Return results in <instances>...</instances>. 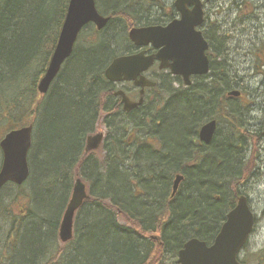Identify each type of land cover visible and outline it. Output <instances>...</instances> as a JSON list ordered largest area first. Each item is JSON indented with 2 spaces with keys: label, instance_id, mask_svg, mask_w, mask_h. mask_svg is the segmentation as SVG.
<instances>
[{
  "label": "trees",
  "instance_id": "1",
  "mask_svg": "<svg viewBox=\"0 0 264 264\" xmlns=\"http://www.w3.org/2000/svg\"><path fill=\"white\" fill-rule=\"evenodd\" d=\"M143 1L149 4L150 9L154 7L174 10L173 5L165 4L166 0ZM68 5L69 0H0L2 134L27 126L43 108L44 100H37L36 84L40 75L38 72L50 62ZM109 10L105 12L114 19L104 32L110 29L117 17L124 12L121 8ZM149 18L151 17H147L146 21ZM136 23L138 22L134 21L130 27ZM102 32L95 30L97 37H93V41L89 43L90 46L100 47L101 50H89L83 58L77 53L73 56L69 68L61 78L64 84L61 83L49 104L52 113H56H53L52 118L60 122L69 121V128L47 141L45 146L38 147V153L43 149L42 152L47 153L46 157L50 162L59 161L60 164H65L63 169L66 173L62 177L68 188H71L70 182L74 174L73 162L77 159L75 153L79 146L78 135L88 128L91 117L95 114L96 97L104 99L107 94H111V91H107L108 82L104 72L112 59L119 55L118 46L128 42V37L121 35H113L114 38L109 41L110 35H101ZM208 33L211 35L213 32ZM215 35L217 36L216 32ZM208 40L211 49L216 51L215 54L211 53L215 60H212L213 67L208 76L209 86L204 89L199 87L198 90L194 87L187 89L185 93L182 92L170 102L168 113L165 115L166 124L160 123L163 127L165 125L164 130L167 131L163 133L165 143L174 148L176 153L173 158L163 159L165 161H152V167H156L160 176L150 182L147 189L149 195L159 201L160 205L172 173L169 169L177 167L178 172L181 171L180 160L189 155L187 139L201 122L203 115H207L209 119L215 115L221 124L234 127V135H241L244 121L243 118L236 117L237 109L242 105V108L251 110L253 106L251 103L244 104L241 99H236L237 105L229 104L226 92L239 85L226 76L231 67L222 50L223 43L215 36H210ZM218 59L223 62L220 72H224L225 77L216 75L219 69L214 63ZM256 59V74L264 75V51L257 54ZM20 83L22 85L13 97L5 95L7 88ZM97 103L101 101L97 100ZM113 130L117 135L114 136L113 160L108 161L111 166L105 173L99 171L95 174L93 185L99 183L101 191H95L96 188L91 186L90 192L94 199L80 210V228L77 227L73 245L63 244L59 238L61 214L55 218L46 208L42 209L41 213L29 204L21 213L15 214L10 206L4 205L8 186L5 188L0 201V264H168V250H173L176 255L186 240L196 237L210 242L215 238L239 196L245 195L242 190L228 195L229 189L224 185L232 183L227 173H238L241 166H246V149L239 151L231 142L220 139V132L209 145L211 153L213 152L211 157H194L188 162L192 168H188L185 173L187 186L171 205L172 221L165 227L162 234L164 245L159 247L145 241L139 234L142 224L144 229H147L152 223L148 220L155 211V208L147 204L142 207L139 185L136 180L131 179V174H135L136 169L127 164L130 158L141 162V142L137 147L132 146L128 138L125 140L124 131L119 133L116 127ZM243 142L244 139H241V143ZM119 153L124 156L120 157ZM83 175L88 176L86 171H83ZM244 175L249 173L242 170V177ZM10 186L11 189L22 188L13 184ZM185 190H188V196L185 195ZM13 197V200L19 198L14 193ZM66 202L65 199L64 207ZM161 215L165 216V211ZM69 246L72 248L69 249ZM243 262L251 264L245 260Z\"/></svg>",
  "mask_w": 264,
  "mask_h": 264
},
{
  "label": "water",
  "instance_id": "2",
  "mask_svg": "<svg viewBox=\"0 0 264 264\" xmlns=\"http://www.w3.org/2000/svg\"><path fill=\"white\" fill-rule=\"evenodd\" d=\"M209 1V0H206ZM175 8L180 19L166 27L151 26L133 28L129 32L130 40L138 47L151 44L159 53L153 57L144 54L117 58L106 70L105 76L110 82L137 80L141 72L147 71L155 61L161 63L162 69H170L172 74L182 76L186 85H190L192 76H205L210 72V61L207 57L209 44L199 28L204 23V8L201 0H176ZM192 6V9H189ZM109 23L108 18L100 15L95 0H70L66 18L59 40L50 62L45 78L41 81L39 91L46 94L60 72L63 62L71 55L80 33L90 24L101 31ZM138 85H154L141 78ZM123 97L126 107H136L130 103L123 92L115 93ZM239 97V92L230 94ZM217 123L213 122L203 128L201 137L210 143ZM33 126L23 127L8 133L0 143L3 152V165L0 170V193L9 183L23 185L29 176L28 152L32 144ZM102 135L88 140V150L99 146ZM178 176V180H181ZM177 180V181H178ZM177 182L174 191L177 192ZM90 197L85 186L78 180L75 184L71 201L63 215L59 228L62 243L73 238L74 217L85 200ZM255 217L245 196L239 199L234 210L221 228L212 245L197 238L186 243L179 253V264H242L239 254L254 230Z\"/></svg>",
  "mask_w": 264,
  "mask_h": 264
},
{
  "label": "bare ground",
  "instance_id": "3",
  "mask_svg": "<svg viewBox=\"0 0 264 264\" xmlns=\"http://www.w3.org/2000/svg\"><path fill=\"white\" fill-rule=\"evenodd\" d=\"M242 1L245 3L244 0H242ZM69 3H70V0H69ZM141 3H143V0H124V1L119 2V4L115 8H117V9L121 8L122 10H124V12L122 13L121 16L117 17L118 18L117 19L118 25L117 24L113 25L112 30H113L114 35H116V36L121 35L123 37L128 35V32L131 28L130 27L131 23H134V21L136 22V21L140 20V11L138 13L136 6L141 5ZM111 9H114V8H111ZM100 15L104 18L109 19V23L107 24V26H109L110 22H112V20L114 19L112 16H109L108 13L105 11H101ZM204 15H205V11H204ZM136 17H138V18L136 19ZM257 37L258 36H255V38H257ZM113 38H114V36L110 35L109 41H110V39H113ZM58 40H59V38H58ZM259 40H262V39H259ZM57 43H58V41H57ZM77 43H78V40L75 43V46H74V49H73L71 55L63 62L62 66L60 68L59 74L57 75L55 80L52 82V84H51V86H50V88L46 94H42L39 91V86H40L41 81L45 78V76L47 74V71L50 67V62H51V59L53 57L55 50L51 56L50 62L46 66V68H44L41 72H38V73H40V75L37 78V84H36V89L38 91V93H37L38 99L37 100L38 101L44 100L43 106L44 105L46 106V104L49 106V104L52 102L53 97L55 95V92L57 91L58 88L61 87V85H62L61 83L64 82L61 78L65 74L66 70L69 68V64H70L71 60L73 59V56L76 55V53L80 54ZM56 46H57V44H56ZM55 49H56V47H55ZM119 57H121L120 54L117 57H115L114 59H112V61L108 65V67ZM107 68H106V70H107ZM106 70H105V72H106ZM105 72H104V76H105ZM105 79L107 82H110L106 78V76H105ZM40 95H41V97H40ZM45 96H48V97L46 99H44L43 97H45ZM97 100H99V102L101 101V103H97ZM142 102H143V98L141 99L140 103H136V104H133L132 102H130V103L133 105H137L136 107H138ZM104 105H105V100L99 96L96 97V99H95L96 111H95V114L93 115V117H95L99 113L100 116L97 118V120L99 121L102 119V117H104L103 119H105L106 116H112V125H113L112 127H116V129L120 131L119 133H121V131H124L125 136H126V138H125L126 141H127V138L129 140V138H130L129 135L134 136V139H133L134 141H133V143H131V145L137 147L138 146L137 144L139 142H141V133H140L141 132V116L127 115L124 112H121L120 110H118V108H116V107H114L111 111L104 113L103 112ZM124 105H125V108H127L126 104H124ZM136 107L134 106V108H136ZM228 109L230 110V108H228ZM43 110L44 109L42 108L41 112ZM168 110H166L165 111L166 113L164 112L165 114L163 113L164 115L162 114L161 117L158 119L160 121V123L161 122L165 123V121H166L165 118H167L165 115H167ZM103 115H105V116H103ZM93 117H91V120H90L91 122L89 123L88 128L84 129L78 135V138H77L78 143H79L78 148L79 147L81 148V155L78 156V158L73 162L74 174H73V179L70 182L71 188H68L66 186V183L64 182L62 175L60 178L61 181L57 182L55 184L57 186L58 190L60 187H61V189L66 190V194L64 195V193H62L61 196L65 197V199L67 200L68 203L72 199L74 187H75V184L78 180H80L81 183L85 186L86 192L90 197L88 200H85L84 203L82 204V206L77 210L75 217H74L73 238L70 241L63 243L66 245L72 244L75 242L74 239H75L76 230L78 227V216H79L81 208L87 202H90L94 199V197L91 196L90 189H92V187H94V188H96L95 191H101V188H100L101 186L99 185V183L96 185L95 184L93 185V181H95V179H94L95 174L99 171L102 173H105L110 168L111 165L109 166V164H110L109 162L113 158V154H114V136L117 135V133L113 132L112 138H108V139L105 138L104 133L100 132L102 129L105 130L104 129L105 128L104 122H102L101 124L98 122L97 130H99V133L93 134V131L96 129V127H95L96 124H95L94 120L92 119ZM236 117L243 118V112L238 111V113L236 114ZM252 120H253V117L251 118V115L246 117V120L243 118L244 124L242 125L241 130H240L241 135L240 134L234 135L232 133L233 129H234L233 126H227L223 130H221V133H220V139L222 138L226 141L231 142L232 144H234V146L236 147L237 150L242 151L243 148L246 149V159H245L246 162L244 163V164H246V166H244V167L241 166L240 172H238V173L234 172V171H230L229 173H227V176H229V179L232 182L230 184L224 185L225 188L229 189L228 195L235 192V191H238V190L248 191L249 187L251 185L255 186L257 183L261 182V181L255 182V180H254L250 183V178H252V175H250V174H252L254 172V170L258 168V164H259L257 162V159L253 156V154L251 152H249V148L252 145L251 142L254 141L253 140L254 134L249 129V124H250V122H252ZM213 122L219 123V121L216 119L215 115H214V117H212V119H209V117L207 115L206 116L203 115L201 122H199V124L194 128L193 133L187 139V141H188L187 149H189L188 150L189 155H188V157L185 156V158H183V159L181 158L182 160H180L181 161L180 164H181L182 168H181V171L179 170L180 172H178L177 167H175V169H177V170L169 169L172 171V173L169 176L170 177L168 180L169 183H167V185H166L167 187L165 188L166 194L161 199V205L159 204V201L157 202L153 196L149 195L148 189H147L150 185V182L155 181L156 178H159V176H160L159 171L157 169H155L156 167H152V161L155 160V161L160 162V160L165 161L163 159H166L167 157H170V158H173V156L175 157V155H176L175 149L172 147L170 148L167 145V143H165V141H163L162 147L160 148L161 149L160 155H155V156L146 157V158L144 157L143 159H141V162H139L138 160H135L133 158L128 159L127 164H129L130 167L132 165L133 166L132 169H136V173L131 174L132 175L131 179H132V181L136 180V183L139 185L138 186L140 189L139 196L141 198V202L144 205V206L142 205V207H146V204H147L148 206L155 208V211L153 209V211H154L153 216L150 217L148 220L152 223L149 225V227L147 229H144L145 227L141 223L142 224L141 225V233H139V234H141V236H144V235L154 236L159 242L158 243L159 247H162L164 245L162 234H163L165 227L172 221V217H171L172 216V211H171L172 207H171V205L175 201V199L178 197L180 192H182V193L184 192V188H186V186H187V182H186L187 177H186L185 173L187 170L192 168L191 166L188 165V162H191L192 161L191 159H193L194 157L199 158L202 156V158H209L213 155V152L211 153L210 146L206 145L205 144L206 142H204V140H202V137H201L203 128L206 127L207 125H209L210 123H213ZM119 128H121L122 130H120ZM164 129H165V125H164V127L160 126L159 131H161L160 135L162 137H164L163 133L167 132ZM34 131H35V129L33 127L32 144H31V148L28 152V160H30V162H29V171L30 172H29L28 180L26 181V183L28 181L30 182L32 179V173H33V168L31 165L32 164L31 163L32 154L35 155V152H38V147H37L38 143L35 142ZM137 132H139V133H137ZM98 135H102V139H101L99 146L95 149L88 150L89 138L95 137ZM198 137H199V139H198ZM86 138H87V141H86V145H85L84 140H86ZM241 138H245L243 143L240 142ZM237 139H239V140H237ZM246 140H248V141H246ZM212 141L213 140H211V142ZM207 144H209V143H207ZM263 146H264V143H263ZM247 153H248V155H247ZM119 155H120V157L124 156V155H122V153H119ZM60 165H61V168L63 170L64 165L63 164H60ZM242 170H244V172L247 171V173H249V175H244L242 177ZM83 171H86V173L88 174L89 177L88 176L84 177ZM209 175H210V173H209ZM178 176H181L182 179L178 180ZM159 181H161V180L159 179ZM248 181H249V184H248ZM176 182L178 185L177 192L174 191V186H175ZM24 185H22L21 187H23ZM27 185L28 184H26L25 186H27ZM172 187H173V189H172ZM179 187H180V191H179ZM4 190L5 189H2V191L0 193V201H1L2 194L4 193ZM185 195L186 196L189 195L188 190H185ZM23 196H24V199L28 200V204L31 205L32 208H35L37 210V212H40V210H38L34 206V204L31 202V200L29 199L30 197L28 198L27 195H25V194ZM67 202H66L67 205H65L66 208L68 206ZM66 208H65V210H66ZM163 211H165V214H166L165 216L161 215V213ZM61 220H62V218H61ZM127 228L129 229L130 227L128 226ZM81 229H83V228H81ZM132 232L136 233L134 230H132ZM136 234L138 235V233H136ZM194 238H196V237H192L191 239H194ZM191 239L186 240L179 247L176 255L173 254V250H171V251L168 250V252L166 254L167 255L166 261L168 262V264H172L174 262L179 264V262H178L179 261V253L184 248L186 243L189 242ZM215 239L216 238H214L211 241L212 242L211 244L214 243Z\"/></svg>",
  "mask_w": 264,
  "mask_h": 264
},
{
  "label": "flooded vegetation",
  "instance_id": "4",
  "mask_svg": "<svg viewBox=\"0 0 264 264\" xmlns=\"http://www.w3.org/2000/svg\"><path fill=\"white\" fill-rule=\"evenodd\" d=\"M245 3L242 0H202L203 2V8L205 11V15H204V23L203 25L199 28V30L202 32L204 38L206 39V41L209 44V40L208 38H210V36H215L218 37L219 40L221 41V43H223V48L222 50L225 52V55L228 58V64L230 67L231 64L230 62H233V57L236 56L237 54V50L235 47L232 48V43H234V41L237 40H241L244 33H246V29H243V24L251 19L252 17H255V22H259L260 26H264L262 23V20L259 19V15H256L257 13L260 14V11L264 10V0H244ZM217 2H219V7L218 10L219 12H215L212 13L211 8L214 4H216ZM165 4H167V0L165 1ZM175 0L173 2V9H165V8H159L157 9V12H153V9H149L147 11L146 14H144V18L146 20L147 17H151L149 18L145 23H141V12H140V20L137 21L138 24L136 23L135 26L131 27V29L138 27V28H142V27H151V26H162V27H166L167 25H169L171 22L180 19V14L179 12L176 10L175 8ZM252 5L254 8H252V12H250V6ZM225 6V7H223ZM223 8V9H222ZM189 9H192V6H189ZM258 10V11H257ZM237 11L240 15L237 16L238 20L240 23H236L235 21L229 23V24H221L218 20H219V16H223L224 14H233V12ZM249 11L250 13H252L250 15V17H246V12ZM255 11V12H254ZM217 16V20L213 21L211 19V16ZM254 26H258L257 24H255ZM108 27V26H107ZM224 27L227 28V30H230V28H232V31H235L236 36H231L229 33H224V34H220L221 31L224 30ZM257 28V27H256ZM129 30V31H130ZM208 32H213L211 33V35ZM215 32L217 34V36L215 35ZM257 30H255L254 38L253 41L256 43H260V46L263 44L262 41L264 40H259V36L257 34ZM255 36H258L257 38H255ZM238 42V41H237ZM126 47L129 46L128 49H126L122 54H120V56H133V55H138V54H144V56L146 57H153L155 55H157L159 53V49L154 48L151 44L147 45V46H141L138 47L136 46L134 43H132L131 41L128 40V43H126L125 45ZM256 51V50H255ZM264 51V48L262 49H258L256 52H260L262 53ZM212 54H215L216 51L214 49H211L210 44H209V51L207 52V56L209 57V60L211 62V66H210V70L213 67V62L212 60H215V58L213 56H211ZM212 58V59H211ZM231 59V60H230ZM222 61L221 60H217L216 63H214L217 66V69H219V71L216 73L217 76H223L225 77L224 72H220V68H222ZM211 74V72H209L207 75L205 76H192L190 78L191 84L190 85H186L185 80L182 76L179 75H174L172 74V72L170 71V69H162L161 68V63L158 61H155V63L145 72H141L138 76H137V80H130V81H126L123 80L122 82H108V84H106L108 86L107 91L110 92L111 94H107V96L104 98L105 100V105L103 108V112L107 113L109 111H111L114 107L118 108V110H120L121 112H124L127 115L130 116H141V159H143L144 157H151V156H155V155H160L161 154V147L163 144L164 137H162L161 131L160 130V121L158 120L161 115L168 109L170 102L174 99H176L179 95L182 94V92H186L187 89H192L194 87H196V90H198L199 87H201L202 89L206 88L209 86V75ZM228 76V75H226ZM141 78H144L146 80H148L149 82L153 83L154 85H146L145 87H141V85H138L139 81H141ZM118 92H123L126 97L129 99L130 102H132L133 104L136 103H140L141 99L143 98V102L136 108H132V107H128L125 108V105L123 104V97L122 96H117L115 93ZM231 89L226 92V97L228 98V100L230 101L231 99H237V97H233L230 96L231 93ZM239 99H241L243 101V95H241L239 97ZM240 105V104H239ZM234 106V105H233ZM256 108V107H255ZM255 108H252L250 111H254ZM242 110V105H240V107L237 109L238 111ZM100 116V114L98 113L95 117H93L92 119L95 122V127L96 129L93 131V134H97L99 133V130H97V126H98V122L101 124L102 122H104L105 125V130H101L100 132L104 133L105 138H112L113 137V132H114V127H112V116H106L105 119H103L104 117H102L101 120H97V118ZM105 116V115H103ZM223 124H221L220 122H217V127H216V131L214 134L213 139L215 138V136L218 135V133L221 132V128H222ZM254 136H253V142L251 147L249 148V152H251L253 154V156L257 159L258 164V168L254 170V172L250 175H252V178H250V180L252 179V181L255 180V182H259L262 178H263V173H264V121H262L260 128L256 129L254 131H252ZM139 133V132H137ZM129 142L130 144L133 143V139L134 136L129 135ZM88 138V137H87ZM85 141V145H86V141ZM199 139V137H198ZM212 139V140H213ZM241 139H245V138H241ZM238 140V139H237ZM248 141V140H246ZM241 142V140H240ZM212 143V142H211ZM211 143L206 145H210ZM248 147V146H247ZM246 147V148H247ZM78 151H76L75 153V159L78 158V156L81 155V148L79 147L77 149ZM33 152V151H32ZM32 154V153H31ZM248 155V153H247ZM30 162V160H29ZM249 184V181H248ZM258 184V183H257ZM173 189V187H172ZM254 189H256V187L254 186ZM179 191H180V187H179ZM243 191V190H242ZM245 195H240L234 208L232 210H234L239 202V199L241 196H245L248 200V205L252 211V213L254 214L255 217V230L256 227L258 225V215H257V211L256 208L254 206V204H252L253 199H251L249 197V195H247L245 192H243ZM257 203V202H256ZM231 210V211H232ZM229 211V213L231 212ZM228 213V214H229ZM227 214V216H228ZM227 216L225 221L223 222L222 226L224 225V223L227 220ZM219 232L217 233V235L215 236V238H217L218 234L221 231V228ZM255 232V231H254ZM142 239H144L145 241L149 242V243H153L155 246L158 245V240L152 236V235H144L141 236ZM206 242V241H205ZM209 246L212 245L211 241L210 242H206ZM249 243V241H248ZM246 247L244 248V250H246Z\"/></svg>",
  "mask_w": 264,
  "mask_h": 264
},
{
  "label": "rangeland",
  "instance_id": "5",
  "mask_svg": "<svg viewBox=\"0 0 264 264\" xmlns=\"http://www.w3.org/2000/svg\"><path fill=\"white\" fill-rule=\"evenodd\" d=\"M220 1V0H219ZM121 0H96L97 9L101 11H106L111 8H115ZM174 0H168L167 4L171 5L173 4ZM106 3V4H105ZM250 6V12H252V8H254L252 5ZM219 2L214 4L211 8L212 13L219 12L218 10ZM225 7V6H223ZM151 7L148 3L143 1L141 5L136 6V9L139 13L141 12V23H145L146 20L144 18V14L147 13V11ZM153 8V12H157V8ZM223 9V8H222ZM258 11V10H257ZM249 11L246 12V17H250L252 13ZM255 12V11H254ZM240 14L235 11L233 14H224L223 16H219V22L221 24H229L233 21H235V24L239 22L237 16ZM259 19L262 20V23H264V10L260 11ZM138 17H136L137 19ZM211 19L213 21L217 20V16L213 15L211 16ZM255 17H252L251 19L247 20L243 24V29H246V33H244L241 40L238 39L232 43V48L235 47L237 50V54L235 57L231 58L233 59V62H230L231 69L229 70L228 76L231 78L232 81L236 82L239 86L235 87L232 91H239L243 95V103L244 104H250L253 105L251 108H255V110L252 112L249 109L242 108L243 112V118L246 120V117L251 115V118L253 117L252 122L249 124V129L251 131H254L256 129L260 128V125L262 121H264V75H257L255 71V67L257 65V59L256 55L260 52H256L258 49H262L264 47V41L263 44L260 46V43H256L253 41L255 30H257V34L259 36V39L264 40V26H260L259 22H255ZM118 20H116L110 29L107 31H103L100 33L101 35H114L112 27L114 24H117ZM138 24V23H137ZM257 24L258 26H254ZM118 25V24H117ZM264 25V24H263ZM257 27V28H256ZM96 28L94 26H89L85 29L83 34L81 35V38L78 40V49L79 53L83 56H85V53L89 50L91 51H100V47H93L90 46L89 43L94 37V39L97 37L95 34ZM97 31V30H96ZM229 33L231 36H236L235 31H232V28L230 30H227L226 27H224V30L220 32V34ZM245 37V38H244ZM237 39V38H236ZM125 44H122L121 46H118V53H123L126 49L129 48V46H125ZM121 47V48H120ZM256 50V51H255ZM230 59V60H231ZM22 83L13 86L11 88H7L5 90V95L7 97H13L15 92L20 88ZM246 89V90H243ZM249 90V91H247ZM252 93H251V92ZM244 93V94H243ZM41 97V95H40ZM48 96L43 97L46 99ZM237 100L231 99L229 101V104L231 105H237ZM250 107V106H249ZM43 111L37 115L34 121H30L29 124L34 125V139L35 142L38 143L37 147H41L42 145L45 146L46 142L50 139L59 136L58 133L66 132L69 128V121H58L56 119H53V113L50 109V106L46 104V106H43ZM54 111V110H53ZM33 120V119H32ZM226 128L225 125L222 126L221 130ZM60 130V131H58ZM5 134V133H4ZM2 134L0 131V142L5 137V135ZM49 144V142H48ZM58 144V143H57ZM59 145V144H58ZM41 153L35 152V155L32 154L31 157V165L33 168L32 173V179L30 182H28L27 186H23L20 189L12 188L11 186L7 188V192L4 199V205L7 207L10 206V209L13 210L15 214L21 213L22 210L26 209V205L28 204V200L24 199V194L27 195V197L31 200V202L34 204V206L40 210L42 213V209L46 208L48 213L55 216H60V220L63 216V213L65 211L66 206L64 207V201L65 197H62V193L64 195L66 194V190L59 188L57 189V186L55 185L57 182L61 181V175L65 174V169L62 170L61 165L58 162L52 163L47 159V153L42 152L43 149H40ZM3 155L0 150V168L2 165ZM47 162H49L51 165H49ZM69 161H66V163ZM264 162V159H263ZM65 165V164H64ZM68 165V164H66ZM264 168V167H263ZM261 182L256 184L254 189V186L251 185L249 187V190H243L251 199H253L252 204H254L257 215H258V225L256 227L255 232L252 234V236L249 239V243L246 247V250H244L241 253V259L250 262L251 264H264V261H261L264 259V173L263 178L260 180ZM252 182V179L250 180V183ZM6 186V187H7ZM5 187V188H6ZM16 196L18 195L19 198H16L13 200V193ZM63 195V196H64ZM23 196V197H22ZM257 202V203H256ZM68 203V202H67ZM67 205V204H66ZM62 212V213H61ZM3 218V217H1ZM3 221V220H2ZM124 224V223H123ZM82 225V222H81ZM78 228H80L78 226ZM73 245V244H72ZM72 248V246H69V249ZM262 262V263H261Z\"/></svg>",
  "mask_w": 264,
  "mask_h": 264
}]
</instances>
